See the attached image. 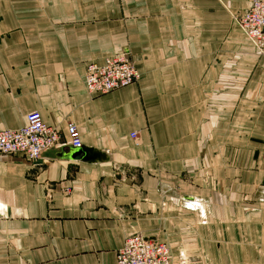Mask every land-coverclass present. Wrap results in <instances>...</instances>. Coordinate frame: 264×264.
I'll return each mask as SVG.
<instances>
[{"label":"crops","instance_id":"1","mask_svg":"<svg viewBox=\"0 0 264 264\" xmlns=\"http://www.w3.org/2000/svg\"><path fill=\"white\" fill-rule=\"evenodd\" d=\"M249 0H0V129L37 111L59 145L0 154V264H114L129 234L170 264H264V52ZM126 52L134 83L87 94ZM73 123L87 157L70 153ZM133 134L134 138L129 135Z\"/></svg>","mask_w":264,"mask_h":264},{"label":"built area","instance_id":"2","mask_svg":"<svg viewBox=\"0 0 264 264\" xmlns=\"http://www.w3.org/2000/svg\"><path fill=\"white\" fill-rule=\"evenodd\" d=\"M248 43L260 54L264 52V0H249L248 8L236 21ZM139 74L128 60L126 52L105 58L100 65L89 63L81 78L84 91L90 95H102L137 81ZM68 145L82 147L76 126L65 125ZM134 138L133 134L129 135ZM60 136L55 129L46 126L37 111L25 116L18 129H0V154L21 155L28 162L59 145ZM114 264H170V251L165 243L141 234L127 235L116 251Z\"/></svg>","mask_w":264,"mask_h":264},{"label":"water","instance_id":"3","mask_svg":"<svg viewBox=\"0 0 264 264\" xmlns=\"http://www.w3.org/2000/svg\"><path fill=\"white\" fill-rule=\"evenodd\" d=\"M70 153H65V154H63V157H68V158H73L74 156H78V155H82L83 157H82V160L83 161H88V162H92L93 160H99V161H104V160H107V157H104V156H97L96 157V159H93V156H92V158H90V157H87V154H85V153H87L86 151L87 150H85V149H82V147L81 148H79V149H73V148H71L70 147ZM93 159V160H92Z\"/></svg>","mask_w":264,"mask_h":264}]
</instances>
